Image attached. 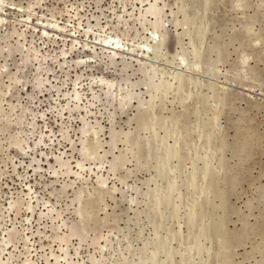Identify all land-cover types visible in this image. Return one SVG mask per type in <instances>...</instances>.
Segmentation results:
<instances>
[{
  "label": "rangeland",
  "instance_id": "rangeland-1",
  "mask_svg": "<svg viewBox=\"0 0 264 264\" xmlns=\"http://www.w3.org/2000/svg\"><path fill=\"white\" fill-rule=\"evenodd\" d=\"M0 138V264H264V0H0Z\"/></svg>",
  "mask_w": 264,
  "mask_h": 264
},
{
  "label": "bare ground",
  "instance_id": "bare-ground-1",
  "mask_svg": "<svg viewBox=\"0 0 264 264\" xmlns=\"http://www.w3.org/2000/svg\"><path fill=\"white\" fill-rule=\"evenodd\" d=\"M137 1V0H136ZM141 1V0H140ZM38 2V1H37ZM158 2V1H157ZM32 5V4H31ZM91 6V5H90ZM157 5H155V4H153V5H151L149 8H148V12H152V14L154 13V14H156V15H159V14H161V12H160V10H159V8L158 7H156ZM31 7V6H30ZM32 8V7H31ZM75 8V7H74ZM3 9V8H2ZM59 10V9H58ZM132 12V11H131ZM58 13V12H57ZM67 13V12H66ZM69 14V13H68ZM72 14V13H71ZM133 15V14H132ZM156 15H154V16H156ZM139 17V16H138ZM118 18V17H117ZM148 18V17H147ZM138 19V18H137ZM156 20H159L160 21V19L158 18V19H156ZM73 21H75V20H73ZM193 22H194V20H193ZM82 23V22H81ZM155 23H157V22H155ZM118 24V23H117ZM179 24V23H178ZM53 25V24H52ZM129 25V24H128ZM158 26H159V24H158ZM162 26V25H161ZM156 27V28H155ZM154 28L155 29H157V25L155 26ZM159 29L158 30H160L161 28L160 27H158ZM154 30V29H153ZM150 32V31H149ZM155 32V31H154ZM162 32V31H161ZM66 33V32H65ZM138 33V32H137ZM21 34V33H20ZM44 34H45V32H44ZM79 34V33H78ZM188 34V33H187ZM77 35V34H76ZM6 36V35H5ZM19 36V35H18ZM22 36H23V34H22ZM161 36V35H160ZM48 37V36H47ZM153 37V36H152ZM151 37V38H152ZM164 37H166V35H163L162 36V38H161V40H163V42L166 40ZM185 37V36H184ZM88 38V37H87ZM86 38V39H87ZM77 39V38H76ZM81 40V39H80ZM118 40V39H117ZM181 40V39H180ZM122 41V40H121ZM76 42V41H75ZM78 42V41H77ZM73 43V42H72ZM93 43V42H92ZM118 43V42H117ZM138 43V42H137ZM149 43V42H148ZM140 44V43H139ZM147 44V43H146ZM182 44V43H181ZM79 45V44H78ZM90 46V45H89ZM182 46V45H181ZM76 47V46H75ZM143 47V46H142ZM145 47H147V46H145ZM151 47H152V45H151ZM106 48V47H105ZM114 48V47H113ZM157 48H158V46H157ZM183 48H184V46H183ZM72 49V48H71ZM100 49V48H99ZM152 49V48H151ZM142 50V49H141ZM146 50V49H145ZM61 51V50H60ZM184 51V50H183ZM12 52V51H11ZM62 54V53H61ZM182 55V54H181ZM66 56V55H65ZM178 56V55H177ZM184 57V56H183ZM149 58V57H148ZM156 58V57H155ZM157 59V58H156ZM83 61V60H82ZM152 61V60H151ZM25 62V61H24ZM126 62V61H125ZM150 62V61H149ZM80 65V64H79ZM133 66V65H132ZM143 66V65H142ZM144 67V66H143ZM156 67V66H155ZM143 69V68H142ZM107 70V69H106ZM151 70V69H150ZM153 70V69H152ZM157 70V69H156ZM83 71V70H82ZM138 74V73H137ZM157 75H158V73H157ZM162 75V74H161ZM125 76V75H124ZM130 76V75H129ZM157 78V77H156ZM156 78H154V79H156ZM153 80V79H152ZM110 82V81H109ZM160 82V81H159ZM93 83V82H92ZM158 84V83H157ZM167 86H168V84H167ZM169 86H170V84H169ZM168 86V87H169ZM62 87V86H61ZM78 87V86H77ZM164 87V86H163ZM162 87V88H163ZM167 87V88H168ZM166 88V89H167ZM164 89H165V87H164ZM151 90V89H150ZM169 91V90H168ZM77 92V91H76ZM79 92V91H78ZM132 92V91H131ZM166 92V91H165ZM61 93V92H60ZM80 93V92H79ZM150 93V92H149ZM135 94V93H134ZM165 94V93H164ZM128 96H130V95H128ZM157 96V95H156ZM158 97V96H157ZM162 97V96H161ZM165 97V96H164ZM78 98V97H77ZM76 98V99H77ZM133 98V97H132ZM155 98V97H154ZM163 98V97H162ZM131 99V98H130ZM111 100V99H110ZM161 100V99H160ZM161 102V101H160ZM153 103V102H152ZM174 104V103H173ZM13 105V104H12ZM83 107V106H82ZM14 112V111H13ZM214 120H216V119H214ZM32 123V122H31ZM50 131H52V130H50ZM176 131V130H175ZM7 132V131H6ZM15 133V132H14ZM93 133V132H92ZM175 133H177V132H175ZM83 135V134H82ZM86 135V134H85ZM10 137V136H9ZM17 137V136H16ZM12 138V137H11ZM18 138V137H17ZM49 138V137H48ZM166 138H168V137H166ZM165 138V139H166ZM1 139V138H0ZM25 139V138H24ZM2 140V139H1ZM85 141H86V139H85ZM167 142H168V140H166ZM42 142V141H41ZM53 142V141H52ZM59 142V141H58ZM82 142V141H81ZM21 143V142H20ZM60 143V142H59ZM6 144V143H5ZM53 144V143H52ZM177 145H178V143H177ZM21 146V145H20ZM46 146H47V144H46ZM30 147V146H29ZM41 147V146H40ZM83 148V147H82ZM36 149V148H35ZM1 150V149H0ZM84 150V149H83ZM59 151V150H58ZM86 151V150H85ZM88 151V150H87ZM89 152V151H88ZM91 152V151H90ZM98 153V152H97ZM26 154V153H25ZM85 154V153H84ZM90 154V153H89ZM59 156V155H58ZM90 157H91V155H90ZM87 158V157H86ZM92 158V157H91ZM31 160V159H30ZM78 161V160H77ZM104 162V161H103ZM14 165V164H13ZM81 166V165H80ZM1 167V166H0ZM55 167V166H54ZM71 168V167H70ZM85 168V167H84ZM106 168V167H105ZM91 172V171H90ZM161 173V172H160ZM75 174H76V172H75ZM88 174V173H87ZM37 175V174H36ZM56 175V174H55ZM78 175V174H77ZM97 175V174H96ZM3 176V175H2ZM91 177V176H90ZM176 177V176H175ZM174 179V178H173ZM51 180V179H50ZM174 180H176V179H174ZM174 182V181H173ZM74 184H75V182H74ZM106 184V183H105ZM48 186V185H47ZM103 186V185H102ZM178 186V185H177ZM217 186V185H216ZM162 187V186H161ZM116 188V187H115ZM175 188V187H174ZM31 189V188H30ZM169 189V188H168ZM175 190V189H174ZM34 191V190H33ZM63 193V192H62ZM5 200V199H4ZM134 200V199H133ZM10 202V201H9ZM8 202V203H9ZM10 204H11V202H10ZM175 204V203H174ZM28 205V204H27ZM30 205V204H29ZM177 205V204H176ZM23 206V205H22ZM46 206V205H45ZM84 206V205H83ZM180 206H181V204H180ZM208 206V205H207ZM29 207V206H28ZM27 207V208H28ZM31 207L32 206H30V209H31ZM210 207V206H209ZM6 208V207H5ZM33 209V208H32ZM204 209V208H203ZM35 210V209H34ZM32 211V210H31ZM56 211V210H55ZM175 211V210H174ZM173 211V212H174ZM191 211H193V210H191ZM197 211V210H196ZM202 211V210H201ZM213 211V210H212ZM59 212H61V211H59ZM81 212V211H80ZM162 213V212H161ZM166 213V212H165ZM205 213V212H204ZM203 213V214H204ZM163 214H164V211H163ZM8 215V214H7ZM43 215V214H42ZM60 215V214H59ZM201 215V214H200ZM162 216H164V215H162ZM202 216V215H201ZM215 216V215H214ZM205 217H207V216H205ZM56 218V217H55ZM61 218V217H60ZM215 218V217H214ZM10 219V218H9ZM10 221V220H9ZM209 221V220H208ZM216 221V220H215ZM23 225V224H22ZM155 227H156V225H155ZM72 229V232L70 231V233H72L73 235L74 234H76V235H78V236H80L81 237V234H80V230H79V226L78 225H74V227L72 226L71 227ZM158 228V227H157ZM201 228H203V227H201ZM9 229V228H8ZM222 229V228H221ZM157 230V229H156ZM203 230V229H202ZM210 230V229H209ZM13 232V231H12ZM24 232V231H23ZM68 232V231H67ZM202 232H204V231H202ZM32 233V232H31ZM65 233V232H64ZM71 234V235H72ZM35 235V234H34ZM33 235V236H34ZM2 236V235H1ZM113 236V235H112ZM202 236H204V235H202ZM28 238V237H27ZM63 238H64V236H63ZM25 240H26V238H24ZM57 239V238H56ZM5 240H7V239H5ZM24 240V241H25ZM64 240H66L67 241V239H64ZM63 240V241H64ZM216 241V240H215ZM73 242V241H72ZM224 242H226V241H224ZM32 243V242H31ZM34 243V242H33ZM227 243V242H226ZM7 245H9V244H7ZM6 245V246H7ZM11 245V244H10ZM25 245V244H24ZM197 246V245H196ZM26 247V246H25ZM195 247V246H194ZM193 247V248H194ZM15 248V247H14ZM75 248V247H74ZM200 248V247H199ZM26 251V250H25ZM30 252V251H29ZM69 252V251H68ZM21 254V253H20ZM13 255V254H12ZM52 255V254H51ZM12 257V256H11ZM56 259V258H55ZM31 260V259H30ZM33 261V260H32ZM60 261V260H59ZM3 263H4V261H3Z\"/></svg>",
  "mask_w": 264,
  "mask_h": 264
}]
</instances>
